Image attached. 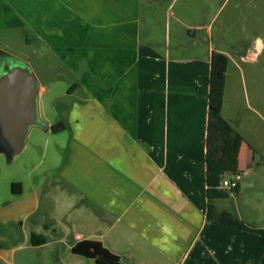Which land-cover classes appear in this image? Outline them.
<instances>
[{"label":"crops","instance_id":"1","mask_svg":"<svg viewBox=\"0 0 264 264\" xmlns=\"http://www.w3.org/2000/svg\"><path fill=\"white\" fill-rule=\"evenodd\" d=\"M178 2L0 0V32L33 34L42 56L74 83L59 132L70 137L65 160L42 172L41 163L27 168L33 183L41 173L30 194L14 182L22 185L13 195L24 207L23 245L36 233L47 239L37 248L98 241L122 264H264V233L254 231H264V206L260 224L239 206L244 187L259 183L264 198V173L255 172L262 158L252 144L253 161L245 146L238 171L219 175L222 184L240 174V192L219 188L227 197L212 201L251 230L208 218L209 181L218 171L206 160L210 65L214 52L231 57L206 42L211 24L199 1ZM230 198L233 212L222 203ZM44 201L54 209L28 226ZM0 264L17 263L0 253Z\"/></svg>","mask_w":264,"mask_h":264},{"label":"rangeland","instance_id":"2","mask_svg":"<svg viewBox=\"0 0 264 264\" xmlns=\"http://www.w3.org/2000/svg\"><path fill=\"white\" fill-rule=\"evenodd\" d=\"M183 1L179 0L178 6ZM193 1L194 4L199 1L198 5L208 11L205 22L211 24L212 34L206 42L231 57L222 116L233 123L247 142L257 149L262 161H259L261 164L255 172L264 173V0ZM201 35L205 36V31ZM39 48L40 43L31 33L0 32V51L29 64L39 84L47 86L46 91L41 94L40 113L44 121L56 125L63 122L65 106L70 103L68 94L74 83L67 79L66 73L59 75L56 65L50 57H43ZM69 141L70 137L66 132L49 135L33 130L25 150L11 163L4 155H0V253L5 257V261H14L17 264L18 261H26V264H43L41 261H95L72 253V250L66 247L68 242L43 248L33 247L31 243L23 245V219L18 217L24 207L15 202L12 184L24 182L25 190L30 194V187L39 180L36 175L44 168H51L54 163L65 160ZM42 153L46 156L43 157ZM40 163V172L35 170L34 176L38 178H33V183L32 177L28 178L26 169H35ZM42 188L48 191V180L43 183ZM259 188V183L254 188L244 187L239 197L241 210L246 208V213H254L253 217H250L251 224L262 222L260 205L264 206V198L260 196ZM222 203L224 208L233 212L231 198ZM53 209L54 207L44 201L39 214L27 221L28 226L35 224V220L39 218L47 219V213Z\"/></svg>","mask_w":264,"mask_h":264},{"label":"trees","instance_id":"3","mask_svg":"<svg viewBox=\"0 0 264 264\" xmlns=\"http://www.w3.org/2000/svg\"><path fill=\"white\" fill-rule=\"evenodd\" d=\"M230 59L227 55L214 52L211 58L210 78H209V94H208V122H207V153L206 160L209 165H216L217 177H212L209 181L208 188V218L218 224L228 226L230 228L240 230H251L237 217L229 212L217 213L212 201L218 198L227 197V193L218 190L221 185L220 174L235 173L238 171L240 153L243 147H247L251 151L252 161L255 158L254 148L247 140L238 133L233 126L223 118L222 111L225 101V90L227 82V70ZM48 124V123H47ZM49 125V124H48ZM65 124L60 122L54 126H49L46 130L54 133L62 132ZM240 185L234 190V193L240 192ZM12 192L14 194L22 193L21 183L12 184ZM257 233H264L262 230H254ZM31 244L39 247L47 244L46 237L32 233ZM72 253L95 260V264H122L120 258L105 248L102 243L92 240H84L77 243L72 248Z\"/></svg>","mask_w":264,"mask_h":264},{"label":"water","instance_id":"4","mask_svg":"<svg viewBox=\"0 0 264 264\" xmlns=\"http://www.w3.org/2000/svg\"><path fill=\"white\" fill-rule=\"evenodd\" d=\"M15 60L0 77V155L10 163L25 150L33 130L49 128L40 113L41 85L29 64Z\"/></svg>","mask_w":264,"mask_h":264},{"label":"built area","instance_id":"5","mask_svg":"<svg viewBox=\"0 0 264 264\" xmlns=\"http://www.w3.org/2000/svg\"><path fill=\"white\" fill-rule=\"evenodd\" d=\"M241 179V175L237 173L232 179L224 180L219 188L224 191L234 192V190L240 185Z\"/></svg>","mask_w":264,"mask_h":264},{"label":"flooded vegetation","instance_id":"6","mask_svg":"<svg viewBox=\"0 0 264 264\" xmlns=\"http://www.w3.org/2000/svg\"><path fill=\"white\" fill-rule=\"evenodd\" d=\"M15 62L12 56L0 51V77L4 74V70L10 68Z\"/></svg>","mask_w":264,"mask_h":264}]
</instances>
